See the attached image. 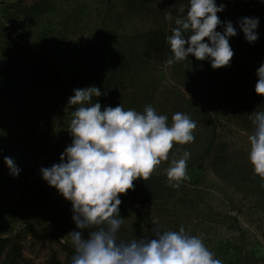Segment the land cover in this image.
<instances>
[{"label": "rangeland", "instance_id": "1", "mask_svg": "<svg viewBox=\"0 0 264 264\" xmlns=\"http://www.w3.org/2000/svg\"><path fill=\"white\" fill-rule=\"evenodd\" d=\"M10 1L16 0H0V22L8 25L5 38L10 53L7 57L25 61L36 58V52L50 54L59 62L60 74L67 78L79 71L83 49L85 57V46L97 34L106 35L108 40L143 28L170 26L177 17L186 15L189 5V0H148L144 4L137 0H50L47 12L33 27L22 31L5 17L6 2ZM216 3L218 6L221 3L226 5L222 12L217 13L221 21H231L238 31V21L243 17H254L248 10L263 2L216 0ZM180 7L185 8L184 14L179 12ZM169 13L173 17L171 21L165 19ZM261 25L259 19L257 29H261ZM217 31L223 33V23ZM229 43L234 56L228 67L246 65L257 81L256 70L260 65L240 46L237 35L230 37ZM24 45L30 46V55L23 54ZM193 58L199 66L211 65L209 60ZM167 59L160 58L135 73L127 74L120 87L123 91L120 104L125 110L131 108L138 112L151 105L158 114L168 116L169 125L172 115L178 111L188 114L196 122L194 142L175 144L169 160L162 162L155 173H166L173 159H179L185 150L189 151L190 179L187 182L201 188L207 197L200 203L202 211H194L187 218V232L202 236L205 245L223 264H241L247 251L264 257V180L254 174L248 159V135L254 128L250 118L252 113H247L244 119L234 113V96L223 98L225 81L214 89L190 86L182 75L187 71L190 73L196 64L182 61L168 67ZM12 106L5 131L0 134V235L18 236L29 264H46L54 253L64 257L63 244H71L68 233L78 230L72 219L71 202L50 186L41 173L42 167L59 163L64 152L62 148L71 144L68 127L72 119L70 108L75 106H69L66 99L60 105L63 116L58 123L33 138L25 126H31L28 125L30 119H26L27 115L19 111L16 104ZM197 106L218 119L215 154L227 160L224 175L216 169L215 156H201L206 137L211 132L202 129V117ZM261 108L264 111V105ZM5 156L12 157L21 169L18 177L10 175ZM228 214L237 215L238 221L234 223ZM173 215L153 211L148 218L151 222H158L164 230L178 231L180 226L175 225ZM136 218L135 215L123 217L124 223L118 234L120 240L138 239L134 228L141 220ZM153 227H149L144 238L153 236ZM87 235L88 230H84V236Z\"/></svg>", "mask_w": 264, "mask_h": 264}, {"label": "clouds", "instance_id": "2", "mask_svg": "<svg viewBox=\"0 0 264 264\" xmlns=\"http://www.w3.org/2000/svg\"><path fill=\"white\" fill-rule=\"evenodd\" d=\"M264 2V0H262ZM226 5L216 0H189L186 15L175 19L166 40L173 56L166 66L189 59L209 60L213 69L230 66L234 51L229 38L237 35L231 21L222 22L217 13ZM179 12L185 13L180 7ZM171 21L169 13L165 17ZM224 24L223 33L217 31ZM245 39L254 43L259 19L243 17L238 21ZM188 33V35H185ZM257 95L264 96V63L256 70ZM68 99L75 106L68 131L72 142L60 162L42 167V177L71 202L76 229L68 233L74 255L71 264H223L205 245L202 236L189 234L183 225L178 231L164 230L152 221L151 238L122 241L118 234L124 223L120 215V195L134 190V181H148L162 162L169 160L175 144L193 143L196 122L188 114L175 112L171 117L158 114L151 105L143 112L125 110L122 105L105 106L93 99L103 95L95 86L74 89ZM254 126L248 135V159L255 175L264 180V111L252 112ZM191 154L185 150L167 169L168 186L178 189L190 179ZM10 175L21 169L14 159L4 157ZM84 230H88L87 237ZM65 242V241H62Z\"/></svg>", "mask_w": 264, "mask_h": 264}, {"label": "trees", "instance_id": "3", "mask_svg": "<svg viewBox=\"0 0 264 264\" xmlns=\"http://www.w3.org/2000/svg\"><path fill=\"white\" fill-rule=\"evenodd\" d=\"M137 1L144 4L148 0ZM49 7L50 0H34L32 3L25 0L10 1L6 2L5 17L23 31L33 27ZM248 11L262 21L261 29H256L258 39L249 43L241 29L237 31V38L248 56L261 65L264 63V2L253 5ZM174 27L175 20L170 26L143 28L132 34H121L116 39L112 37L107 40L106 35L97 34L85 46V57L83 49L79 71L75 76L67 78L60 74L59 62L50 54L36 52V58L25 61L7 57V53H10L5 38L8 25L0 22V134L5 131L9 108L16 104L19 111L27 115L26 119H30L28 125L31 126L25 124L27 132L31 133L32 138L41 136L45 128L55 126L59 118L61 119L60 116H63L60 105L74 95V89L82 87L95 86L101 90L103 95L94 98L93 102H100L102 109L105 106L120 105V95L123 94L120 87L127 74L135 73L160 58L173 56L166 38L171 35ZM24 49L23 54L30 55V46L24 45ZM185 62L196 64L191 54ZM182 77L188 85L205 90L214 89L225 81L223 98L234 96V113L242 119L247 113L262 111L264 96L256 94L257 81L246 65L213 69L211 65L196 64L190 73L187 71ZM249 86L252 88L248 89ZM197 108L202 117V129H209V133L211 132L206 137L205 150L201 156H215L216 169L224 175L227 160L215 154L218 119L205 108ZM74 110L75 108H70V111ZM134 185V190L120 195L122 202L119 208L121 217L135 215L137 220H141L137 221L134 228L138 239L144 238L145 232L153 225L148 218L153 211L174 214L175 225H183L187 231V218L194 211H202L199 208L200 203L207 197L201 188L191 182L185 181L178 189L168 186L166 173L163 172L154 173L146 182L137 179ZM230 217L234 223L238 221L237 215ZM63 250L64 257L54 253L46 264H71L74 255L72 245L69 242L64 243ZM242 259L241 264H264V257H258L250 251ZM0 264H29L18 236L0 235Z\"/></svg>", "mask_w": 264, "mask_h": 264}]
</instances>
